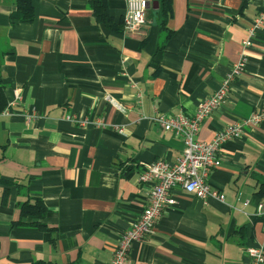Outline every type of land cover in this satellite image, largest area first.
I'll return each mask as SVG.
<instances>
[{"label":"crops","instance_id":"0c3cea01","mask_svg":"<svg viewBox=\"0 0 264 264\" xmlns=\"http://www.w3.org/2000/svg\"><path fill=\"white\" fill-rule=\"evenodd\" d=\"M90 1L33 0L34 20L10 25L13 0H0V264L108 263L146 205L144 165L182 155L181 138L149 119L192 115L242 52L244 70L197 135L242 124L208 179L222 201L176 188L126 264H250L247 248L264 251V118L249 121L264 111V0H147L157 9L133 30L121 25L126 0H104L112 28ZM35 199L46 213L15 225Z\"/></svg>","mask_w":264,"mask_h":264},{"label":"built area","instance_id":"2783aa9c","mask_svg":"<svg viewBox=\"0 0 264 264\" xmlns=\"http://www.w3.org/2000/svg\"><path fill=\"white\" fill-rule=\"evenodd\" d=\"M147 0H126L123 14V28L133 30L144 22ZM248 41L243 43L247 47ZM246 57L241 53L240 60L233 66L232 71L221 84L218 91L200 101L194 113L190 116L178 114L170 116L156 113L149 120L157 124L162 130L180 137L183 143L182 155L176 162L169 164L163 160L144 165L138 174L140 185L147 191V202L138 218L119 238L111 260L106 264H126L134 243L142 242L153 233L157 218L165 207L176 204L173 191L176 188L191 194L198 199L215 197L222 201L223 196L212 192L209 186V176L213 169L221 164L220 152L228 140L239 137L242 124L235 122L217 133L209 142H202L197 135L202 122L216 110L226 98L230 82L244 70ZM105 99L111 105L118 106L109 96ZM264 118V111L254 113L249 119L256 123ZM97 126H104L103 120L95 121ZM256 214L264 218V202L257 205ZM250 264H264V251L258 247L246 249Z\"/></svg>","mask_w":264,"mask_h":264},{"label":"trees","instance_id":"16d2710c","mask_svg":"<svg viewBox=\"0 0 264 264\" xmlns=\"http://www.w3.org/2000/svg\"><path fill=\"white\" fill-rule=\"evenodd\" d=\"M33 0H13L15 9L9 15L10 25L14 24H27L31 23L34 20V10L32 5ZM162 5L169 8V0H162ZM90 8L93 11L94 20L96 23H101L108 27H111V18L107 13V8L104 3V0H92L89 3ZM123 18V16H122ZM121 25H123V19H121ZM116 26L113 27V29ZM118 29V28H116ZM7 96L6 89L2 83V77L0 75V113L7 106ZM256 195L259 197H264V179L259 184V189L256 192ZM7 192H3V203L6 201ZM46 213V208L43 205L42 201L35 199L33 203L29 201L23 202L20 205V220L16 222L15 225H24L25 223L21 219L30 217V216H43Z\"/></svg>","mask_w":264,"mask_h":264},{"label":"water","instance_id":"95a60500","mask_svg":"<svg viewBox=\"0 0 264 264\" xmlns=\"http://www.w3.org/2000/svg\"><path fill=\"white\" fill-rule=\"evenodd\" d=\"M154 3H155V7H153ZM154 3H151V4L148 3V8L152 7V9H157L156 2H154Z\"/></svg>","mask_w":264,"mask_h":264}]
</instances>
